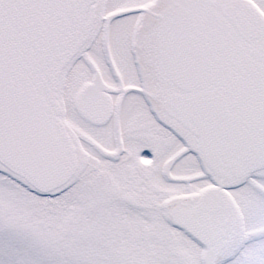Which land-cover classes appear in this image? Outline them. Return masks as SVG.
I'll list each match as a JSON object with an SVG mask.
<instances>
[{"label": "snow or ice", "instance_id": "1", "mask_svg": "<svg viewBox=\"0 0 264 264\" xmlns=\"http://www.w3.org/2000/svg\"><path fill=\"white\" fill-rule=\"evenodd\" d=\"M0 264H264V0H0Z\"/></svg>", "mask_w": 264, "mask_h": 264}]
</instances>
